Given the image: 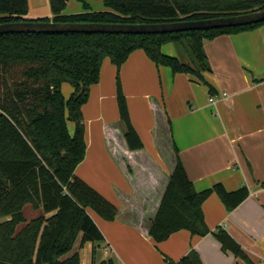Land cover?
I'll list each match as a JSON object with an SVG mask.
<instances>
[{"label":"trees","instance_id":"16d2710c","mask_svg":"<svg viewBox=\"0 0 264 264\" xmlns=\"http://www.w3.org/2000/svg\"><path fill=\"white\" fill-rule=\"evenodd\" d=\"M69 1L48 0L51 19H29L27 0H0V24H156L264 9V0H88L99 1L107 9L93 12L85 0H76L82 3V11L64 14ZM263 25L163 35H0V219L5 218L0 222V264H80L78 252L71 253L75 241L78 239L80 246L103 241L88 211L107 221L118 218L119 209L74 175L85 156L81 107L89 88L99 81L103 58L118 68L133 51L141 49L156 66L193 77L213 96L214 89L203 77L211 72L204 41ZM168 43L187 60L162 54L161 47ZM63 83L73 90L67 100L61 93ZM116 87L119 121L106 125L105 147L130 188L131 195L123 198L128 222L136 225L148 217L146 233L156 243L181 230L207 235L202 211L205 200L215 194L231 212L248 197V189L243 186L228 192L216 184L197 192L178 157L171 122L157 110L154 137L171 167L166 174L145 152L133 129L118 80ZM67 122L74 126L72 136ZM26 205L41 214L16 231L25 223L22 210ZM212 236L223 251L251 264L225 231L217 229ZM174 264L202 263L198 254L190 251Z\"/></svg>","mask_w":264,"mask_h":264},{"label":"crops","instance_id":"0c3cea01","mask_svg":"<svg viewBox=\"0 0 264 264\" xmlns=\"http://www.w3.org/2000/svg\"><path fill=\"white\" fill-rule=\"evenodd\" d=\"M27 1L33 18L49 15V7L47 9V4L43 3L45 0ZM74 8L77 9L63 13L82 11L79 4H75ZM203 49L211 68V72L203 73V77L214 89L213 96L209 95L205 85L193 77L172 74L169 68L163 67L160 68V75L163 88H166L163 92L156 91L148 81L154 64L142 51L130 54L120 67V76L125 73L137 82L132 81L130 95H125L130 97L133 94L139 102L146 100L148 105L145 108L141 104L140 109L138 104L132 110L127 101L132 127L145 152L169 174L171 167L157 149L154 137L155 112L162 111L171 122L178 157L194 189L201 192L221 184L226 191L232 192L244 186L248 189V197L233 211L227 212L217 196L211 194L202 205L209 229L207 235L201 237L181 230L165 241H152L145 229L148 217L138 220L136 225L128 222L123 198L131 195L130 188L105 147V127L117 121L114 117L106 119L102 124L104 147L124 178V184H113L119 201L113 206L120 213L115 221L106 222L99 215L96 221L88 211L103 241L95 244L86 242L80 264L111 260L110 254L114 252L122 264H174L190 251L198 254L202 264H248L221 249L212 236L217 229L225 231L241 247L251 264H264V25L252 31L204 41ZM161 52L176 57L169 43L161 47ZM98 85L99 81L91 86L89 94ZM95 90L99 92L101 102V89ZM72 91L68 90L67 96ZM83 110L81 107V116ZM69 124L72 123H67V130L72 136L74 126L72 124L71 130ZM82 126L86 152L83 119ZM146 137L151 139L154 153L144 143ZM74 175L102 196L91 179L81 175L79 167Z\"/></svg>","mask_w":264,"mask_h":264},{"label":"rangeland","instance_id":"374dc122","mask_svg":"<svg viewBox=\"0 0 264 264\" xmlns=\"http://www.w3.org/2000/svg\"><path fill=\"white\" fill-rule=\"evenodd\" d=\"M48 0H45L43 3L47 4V9L49 7V4L47 3ZM69 1L65 11H68V13L72 12L75 4H79L81 6L80 9H82V3L76 0H73L72 3ZM87 5L88 9L93 12L98 11H104L107 10L101 2L99 1H84ZM43 3L41 6H43ZM42 9V8H41ZM49 10V9H48ZM50 12V11H49ZM29 19H42L47 18L51 19V14L47 17H41V18H33L29 14V6H28V14L26 16ZM170 46L175 50L176 57L179 56V50L178 48L172 44L169 43ZM142 51L141 49H137L135 51ZM134 52V51H133ZM144 53V52H143ZM145 54V53H144ZM130 56V55H129ZM179 58L182 61H186L187 58L179 56ZM152 62V61H151ZM125 63V62H124ZM153 63V62H152ZM154 64V63H153ZM154 68L152 70L151 76L148 75V81L150 82L151 88H154L158 92H163V90L166 88H163L162 79L160 75V68H168L164 66H156L154 64ZM121 65L117 68L114 65H112L108 58H103L100 63V80H99V87H95L91 90L90 94L88 91V98L86 103L82 106L83 110V123L85 126L86 131V152L83 161L77 166L79 167L81 175H85L88 179H91V182L100 190V194L103 196V198L110 202L111 205H118L119 201L118 198L114 192L113 184H124V178L120 174V172L116 169L114 164L112 163L111 159L108 156V153L104 147L103 139H102V130H103V122L106 119H112L115 118L116 121H119V111H118V105H117V87L116 82L118 80L120 84V90L123 94V96L129 104H131V109H135V107L139 104V107L141 109V104L144 105L145 108H147V101H138V98L133 96H126L127 94L130 95V90L132 86V81L137 82L136 79L128 76L127 74L123 73L121 75L120 71ZM61 88V93L64 96V99H68L69 96H67L68 90H71V86L67 83H63ZM100 88L101 94H102V101H100V97L98 96L99 92H97L95 89ZM99 90V89H98ZM126 93V95H125ZM65 99V100H66ZM101 103V104H100ZM128 108V105H127ZM135 111V110H134ZM129 113V110H128ZM138 114L137 112H135ZM130 119V115H129ZM139 121V118H138ZM68 123V122H67ZM131 123V120H130ZM132 125V123H131ZM67 126V124H66ZM69 129L72 130V124H69ZM144 143H147L148 149H150L151 153H154V150L152 149L151 145V139L146 137L144 138ZM76 168V169H77ZM75 169V170H76ZM90 215L96 220H99V216L96 215L95 212L90 211ZM95 213V214H94ZM41 214V210H33L31 206L26 205L22 210V215L25 219V223H22L17 226L16 231L20 230L24 224L30 222L34 218L38 217ZM102 219V218H101ZM5 220V218L0 219V222ZM105 220V219H102ZM106 222H112L107 221ZM115 221V220H113ZM80 246V241L77 239L73 245L71 252H78L79 256V263L82 260L83 250L84 246ZM110 259L113 262V264H122L119 261V258L117 254L114 252L113 254H110Z\"/></svg>","mask_w":264,"mask_h":264},{"label":"water","instance_id":"95a60500","mask_svg":"<svg viewBox=\"0 0 264 264\" xmlns=\"http://www.w3.org/2000/svg\"><path fill=\"white\" fill-rule=\"evenodd\" d=\"M264 22V9L226 17L203 20L176 21L156 24H102L12 22L0 24V35L8 34H109V35H163L189 31H207L245 27Z\"/></svg>","mask_w":264,"mask_h":264},{"label":"built area","instance_id":"2783aa9c","mask_svg":"<svg viewBox=\"0 0 264 264\" xmlns=\"http://www.w3.org/2000/svg\"><path fill=\"white\" fill-rule=\"evenodd\" d=\"M210 101H212V99H210Z\"/></svg>","mask_w":264,"mask_h":264}]
</instances>
